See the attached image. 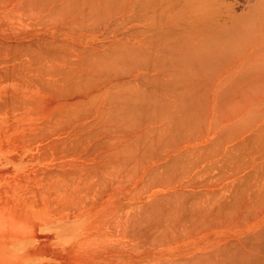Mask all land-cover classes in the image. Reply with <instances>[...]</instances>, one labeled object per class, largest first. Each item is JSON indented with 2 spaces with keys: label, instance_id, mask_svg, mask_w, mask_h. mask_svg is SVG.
Wrapping results in <instances>:
<instances>
[{
  "label": "bare ground",
  "instance_id": "6f19581e",
  "mask_svg": "<svg viewBox=\"0 0 264 264\" xmlns=\"http://www.w3.org/2000/svg\"><path fill=\"white\" fill-rule=\"evenodd\" d=\"M1 4L5 27L45 26L21 47L31 22L0 30V87L28 71L64 100L28 135L60 169L24 183L23 205L0 193V264L77 255L92 231L66 262L264 264V0ZM13 93L0 127L16 131Z\"/></svg>",
  "mask_w": 264,
  "mask_h": 264
},
{
  "label": "rangeland",
  "instance_id": "374dc122",
  "mask_svg": "<svg viewBox=\"0 0 264 264\" xmlns=\"http://www.w3.org/2000/svg\"><path fill=\"white\" fill-rule=\"evenodd\" d=\"M3 4H1L0 5V9H2V8H4V6H2ZM2 6V7H1ZM1 11V10H0ZM21 12H22V10H20ZM1 13V12H0ZM4 15H5V13H3ZM16 15H14L13 14V19H12V16H11V18L8 16V17H6V18H8L7 20H9V21H11L13 24H16V27H18L19 29L18 30H16V31H14V32H16L15 34H18V31H25V30H23V29H20L21 27H24V25H30V24H32L31 25V28L33 27L34 28V30L37 28V26H40V27H44L45 26V24L43 23V22H41V21H39V23H38V21L36 22H33L32 20H34L33 18H31L32 16L31 15H28V16H25V15H23V13H20V17H17L18 15H17V12L15 13ZM0 15H2V14H0ZM16 16V17H15ZM0 17H2V16H0ZM28 17V18H27ZM12 19V20H11ZM0 20H3V18L1 19L0 18ZM4 21V20H3ZM6 23L8 22V21H5ZM11 22H9L10 24H11ZM31 22V23H30ZM9 23H7L8 25H9ZM30 23V24H29ZM41 24V23H43V24H41V25H37V24ZM5 23H2V21H0V30L1 29H3L4 27H5V25H4ZM4 25V26H3ZM8 25H6V27H5V29H7L9 32H10V28L11 27H13L12 25H9V29H8ZM34 25V26H33ZM36 26V27H35ZM15 27V26H14ZM25 27H27V26H25ZM24 27V28H25ZM30 27H27V29H29ZM38 29V28H37ZM43 29V28H42ZM29 30H31V29H29ZM28 31L27 32V30H26V32H24V34H23V36H21L20 35V47L21 46H24V44H26V43H28L31 39L29 38L30 36H33V37H35V36H37V35H40V34H42L44 31L43 30H41V31H39V29L37 30V31ZM7 31V32H8ZM13 31H12V33H13ZM30 32V33H29ZM23 33V32H22ZM26 33H27V35H26ZM35 33V34H34ZM14 34V33H13ZM29 34V35H28ZM34 34V35H33ZM25 35V36H24ZM32 37V38H33ZM23 38H25V39H23ZM59 43V42H58ZM61 44V43H60ZM65 45H66V43H64ZM71 44V43H70ZM75 44V43H74ZM62 45V44H61ZM77 45V44H76ZM69 47V46H68ZM74 47V46H73ZM69 49H71V48H69ZM20 54H22L21 52H20ZM24 70V69H23ZM29 72L28 71H25V73H23V75H26V74H28ZM23 75H21V72H20V78L22 77V80L20 79V82L19 83H15V84H10V83H4V84H2L1 85V87L0 88H3V89H11V91L12 92H14L15 93V95H16V97H19V99H21L20 101L22 102H25V100H27L26 102L28 103L29 102V104H27L26 102L25 103H23V104H25V105H23L21 102H20V106H22L23 105V107L25 108V106L27 105H30V106H32V107H27L26 106V110H28V111H26L25 110V112H26V114H25V112H23V110L20 112V117L19 116H16L17 117V119H16V124H18V122H20V125L21 126H17V128H16V124H14V125H12V126H15V128H16V131H11V129L8 127V130L10 131V133H11V135L9 136L10 138H7L6 139V137H8V135H6L7 133H9V131L7 130V129H3L2 127H0L1 129V131H0V143H2V144H0V175H2L1 174V172L3 173V174H5L4 176H2V177H0V193L1 192H3L4 191V193H1V195L3 196V197H10V194H12V192H10V191H12L13 189H15V190H17L16 192H14L15 194L17 193V194H20L17 198H18V201L20 202V204L21 205H23V203L24 202H26V200L27 201H29L28 199H26L25 197H24V195H26V194H23V191H25V190H23V187L25 188V185L22 187V185L24 184V183H26V185L28 186L29 185V187L30 186H33V183L34 184H36V183H38V182H40V181H38L39 179H42L41 178V176L40 175H42V173H43V171H42V169H45L44 171L48 174L49 172H52V171H55V167L53 166L55 163H57V162H59V161H61L62 159H60L59 160V158H58V156H56L55 155V153L53 154V152L51 151V152H48V154L46 153V152H43V151H40L41 149H40V146L42 145V144H37V145H35L34 144V139L33 140H31V137H29L30 136V133H33L32 131L34 130V129H39L41 126L43 127V125H42V123L44 122L45 123V121H47V115L49 114V110H50V108H55L56 106L55 105H58L59 104V100H57L58 98H56V97H59V99H61L60 98V96H58V93H56V91H55V93L54 92H52V91H49L50 89L49 88H45V86L43 85H40L41 83H39V82H34L33 81V79H32V83L30 82V79L29 80H24V78H23ZM31 75H33V74H31V73H29L28 74V76L29 77H33V76H31ZM23 82V83H22ZM27 82V83H26ZM35 83H36V85H35ZM10 84V85H9ZM30 84H31V86H33V87H30ZM35 85V86H34ZM38 85V86H37ZM40 86V87H39ZM35 87V88H34ZM44 88V89H43ZM45 91V93L43 92V91ZM48 91V92H47ZM13 93V94H14ZM27 93V94H26ZM29 93V94H28ZM50 93H53L52 94V96H51V94ZM26 94V95H25ZM1 95V94H0ZM34 97H33V96ZM57 95V96H56ZM13 96V95H12ZM49 96L50 97H53L52 98V100H49V99H51V98H49ZM14 97V96H13ZM16 97H14V98H16ZM41 100V102H39V100ZM46 98V99H45ZM18 99V100H19ZM24 99V100H23ZM37 99V100H36ZM53 99L54 100H56V102H57V104H56V102L54 101L53 102ZM29 100V101H28ZM64 100V98L63 99H61V101L60 102H62ZM16 101H17V99H16ZM35 101V102H34ZM36 101H38L39 103H37ZM33 102V103H32ZM30 103H32V104H30ZM37 103V104H36ZM36 104V105H35ZM42 104L44 105V107L45 106H47V107H45V108H48V106H50L48 109H44L43 110V106H42ZM48 104H50V105H48ZM53 104H55V105H53ZM34 105H35V107H34ZM41 105V107L40 108H38L39 106ZM53 105V106H52ZM29 108V109H28ZM38 108V109H37ZM42 108V110H40ZM20 109H22V108H20ZM52 110V109H51ZM54 111V110H53ZM53 111H51V112H53ZM24 113L23 115H21V113ZM33 112V113H32ZM46 112L48 113V114H46ZM36 113V115H33V114H35ZM17 114V113H16ZM38 119H42V120H39L38 121ZM31 123H35L34 125L33 124H31ZM32 126H31V125ZM38 125V126H37ZM39 125H41L40 127H39ZM34 126V127H33ZM19 128H20V131L19 132H17L18 130H19ZM4 130V131H3ZM31 132H30V131ZM7 131V133H5ZM38 131V130H37ZM5 133V134H4ZM25 134H27V136L25 135ZM6 135V136H5ZM25 135V136H24ZM29 135V136H28ZM5 136V137H4ZM16 136L19 138V139H17L18 140V142H16V140H15V138H16ZM27 140L26 142H24L25 141V139ZM29 137V138H28ZM3 138V139H2ZM9 139V140H8ZM22 139V140H21ZM4 140H6V141H4ZM8 140V141H7ZM20 140V141H19ZM23 141V142H22ZM29 141V142H28ZM33 141V142H32ZM8 142H9V144H12L13 146H12V149H10L11 148V146L8 144ZM28 142V143H27ZM25 143H26V145H25ZM30 143V144H29ZM33 145H32V144ZM30 146H29V145ZM6 145V146H5ZM35 145V146H34ZM7 146H9L10 148H8V149H6L7 148ZM26 146V147H25ZM31 146H33V147H31ZM1 147H2V149H1ZM28 147V148H27ZM29 147H31V148H29ZM5 148V149H4ZM35 149V150H34ZM40 149V150H39ZM41 152H42V154H41ZM38 153H40V154H38ZM46 153V154H45ZM45 155V158H44V155ZM51 154H52V156H51ZM54 155L56 156V157H54ZM41 156H43V158H44V161H42L43 160V158L41 157ZM48 156V159H46V157ZM50 156H51V158L53 157V159H55L56 158V160H53V161H51L52 159L50 158ZM37 157V158H36ZM39 157V158H38ZM72 157H75V158H72L71 160H73V159H78V157H76V155L74 156H72ZM50 158V159H49ZM38 159H41V160H38ZM46 159V160H45ZM231 168H235V160H232L231 161ZM63 163H60V165H62ZM73 164H76V163H73ZM75 167V166H74ZM40 169V170H39ZM58 169H60V167L59 168H57L56 170H58ZM37 170H39V171H42L41 172V174H40V172L38 171V173H36V171ZM217 170H216V173H214V175H216L217 174ZM37 175V177L39 178L38 180H37V177L35 178L34 176H36ZM46 175V174H45ZM20 176V181H19V179L17 178V177H19ZM22 176H24V178L27 180V181H25V179L22 177ZM40 176V177H39ZM217 176V175H216ZM29 177V178H28ZM18 180H17V179ZM22 178V179H21ZM58 179H60V178H58ZM13 181L14 182H16V183H13ZM15 184V185H14ZM42 184V183H41ZM40 183L38 184V186L39 185H41ZM4 185H6V186H8V185H10L9 186V191L7 190V191H5V189L3 190V189H1L2 187H6V186H4ZM54 187H55V185L56 184H52ZM35 187H38L37 185H34ZM12 187H14V188H12ZM20 188H22V190L20 189ZM27 188V187H26ZM2 190V191H1ZM29 190V189H28ZM28 190L26 189V192H24V193H27V195L29 196L31 193H33V192H31L30 194H29V192H28ZM7 192H9V193H7ZM57 192V191H56ZM23 194V195H22ZM37 194V196H38V193H36ZM1 196V197H2ZM14 196H16V195H14ZM31 197H32V194L30 195ZM20 197H21V199H20ZM30 197V198H31ZM10 198H13V199H15L14 197H10ZM24 198H25V201H24ZM29 198V199H30ZM32 200H34L33 198H32ZM32 200H30V201H32ZM15 201H17V199L15 200ZM29 201V202H30ZM93 234H94V231H92V232H90V233H88V235L86 234V244L83 246V248H82V250H81V252L80 253H77V255L75 254L74 256H65L63 259H57V258H54V257H51V256H49V258L50 259H48V258H45V257H43L42 258V264H74L73 262H66V260H77V259H83V258H85L87 255H88V253L90 252V245H93L94 246V244H91V241L93 242V239H91L92 238V236H93ZM90 236V237H89ZM96 244V243H95ZM4 245H6V243H4ZM97 245V244H96ZM85 246H87V248H85ZM44 262H46V263H44ZM77 264H79V263H77Z\"/></svg>",
  "mask_w": 264,
  "mask_h": 264
}]
</instances>
